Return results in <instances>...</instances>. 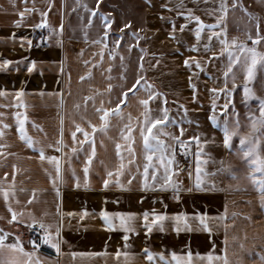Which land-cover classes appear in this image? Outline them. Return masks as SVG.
<instances>
[{
    "label": "crops",
    "instance_id": "crops-1",
    "mask_svg": "<svg viewBox=\"0 0 264 264\" xmlns=\"http://www.w3.org/2000/svg\"><path fill=\"white\" fill-rule=\"evenodd\" d=\"M227 2L231 4V0ZM181 3L184 5L182 8L179 7ZM241 3L255 19H249L239 7H229L220 27L226 26L229 40L236 38L238 43L243 42L251 47L252 41L247 39V35L255 36L257 20L260 23V34L264 36V0H241ZM85 4L87 9L96 10L95 16L83 7ZM164 4L169 5L172 11L162 7ZM219 4L220 0H150V3L149 0H99V3L97 0H27V4L24 0H15L13 5L11 0H0V62L5 59L13 62L6 69L0 68V90L8 93L7 97H0V105H10L0 107V112L5 113L0 120L9 125L3 129L5 135L0 137V144L5 145L0 149V187L9 190L12 207L23 213L20 217L22 222L8 223L10 213L0 195V217H3L0 219V229L8 233L6 243L15 242L19 236L25 251H33L21 239L22 229L31 224V215L38 221L52 223L53 232L55 226L60 227L59 254L48 245H45L47 253L36 250L43 264H149L144 257L145 248L165 256L164 261H160L157 256L153 264H168L173 252L186 255L189 251L193 253V264H224L225 256L228 264H264L260 259L264 256V208L260 204L261 193L248 178V168L237 152L240 147L239 137L234 136L232 149H226L223 145V132L208 119L210 115H215L218 124L222 126L226 115L230 121L236 119L233 114L235 109L239 116L240 134L249 135L251 128L248 113L252 112L259 117L257 98H264V67L258 63L254 76L247 82L253 93L248 100H245L243 91L245 73L239 64L233 65L237 85L235 89L232 88L231 74L228 78L225 92L231 90V95L211 92L213 88H224L227 52L222 51L224 46L219 39H208L211 32L207 29L197 41L194 32L196 22L177 16V11L191 9L205 24H214L216 17L221 15L215 11ZM25 7L47 12L48 27H33L45 19L38 11L26 12L17 27L14 21L21 20L18 12ZM102 17L112 21L107 29ZM89 18L92 20L90 25ZM172 22L175 23V30ZM126 24H130V27H125ZM182 24L185 27L181 31ZM220 27L214 31L220 32ZM105 31L107 37L103 35ZM40 34L44 37L45 47L38 46L35 40ZM223 37L224 33L221 32L220 38ZM28 40H31V46ZM205 44L209 45L210 51L205 50ZM193 45H196L195 50ZM256 47L257 51L264 52V41ZM213 52L217 55L213 56ZM141 55L144 57L145 69L141 74L154 91L163 94L159 99L149 101L153 109L152 116L160 115L155 109L157 105L163 106L162 100L166 97L169 117L175 123L165 122L164 131L180 136L181 140L188 143L187 155L183 151L179 152L177 145H174L176 154L172 180L179 183V193H174L172 189L144 190L140 174H136L131 183L128 182L129 170L136 173V167L140 165L142 171L145 162L139 134V125L143 122V106L138 102L141 98H147L143 90L136 96L129 94L126 105H121L124 119L110 117L111 127L106 131H100L98 127L92 133L88 123L91 121L92 124L100 125L101 121L93 107V100L85 101V97L94 96L96 107L103 100L104 107L114 108L122 86L129 87L134 82ZM185 59H190L191 67L185 66ZM192 60L199 61L203 70L196 68ZM31 61L36 64L33 71L28 72L27 66ZM87 73H91L90 78ZM121 75L126 80L121 79ZM81 76L85 77L83 81L80 80ZM190 77L195 90L189 86ZM109 83L114 86L111 93L107 91ZM20 90L24 94L18 98V106L15 93ZM213 102L217 105L215 111L212 109ZM226 103L228 108L221 111ZM75 105H79V108ZM16 113L22 117L27 116L25 130L34 141L45 147L46 155L61 157L63 179L57 183L59 195L49 179V173L55 175L54 167L47 160L41 161L39 153L20 139ZM128 114H131L134 125L133 147L137 157L132 165H127L130 154L120 134L123 124L128 123ZM34 124L39 127H34ZM75 124L84 127L95 142L96 156L87 180L83 167L91 146L88 142L82 147L73 144L71 131ZM61 126L66 145L63 152L47 147L59 139ZM0 128H3L2 124ZM181 128L184 130L182 136ZM255 135L260 137L261 154L264 155V129ZM193 136H198L201 141L202 170L216 173L202 177L203 190L195 187L197 145L195 140L188 139ZM77 138L82 140L83 135L77 133ZM160 139L173 144L169 136L161 135ZM116 143L121 144V155L126 164L120 176L115 174L120 163L116 155ZM73 146L79 149L77 153L71 152ZM187 156L190 161L182 163L181 159ZM221 161L231 169L235 179L227 171H217L222 167ZM13 164L16 165L14 179ZM108 171L113 172L112 177L107 176ZM5 172L9 173L7 177L4 176ZM162 174L163 168L158 176ZM104 179L109 180L107 188L103 186ZM117 180L124 185L123 188L117 185ZM77 182L79 187L76 186ZM176 195L179 199L175 198ZM102 211L134 213L135 217L131 221L134 231L125 233L118 219H115L116 228L109 230L105 227ZM145 211L150 213L149 222L153 219L152 213L165 215L163 230H160L159 225H153L152 231H147L143 220ZM68 212L73 215L68 216ZM85 212L87 214L81 219ZM180 214L187 216L188 227L181 222V230L177 232L174 217ZM198 214L207 216L206 223L211 233L200 225ZM221 216L225 219H217ZM125 235L128 236L127 241L123 239ZM118 250L121 253L128 252L130 256L127 259L123 255L117 257L115 254ZM73 253L77 255L73 256ZM209 253L220 259L208 261ZM7 259V254H0V260Z\"/></svg>",
    "mask_w": 264,
    "mask_h": 264
},
{
    "label": "snow or ice",
    "instance_id": "snow-or-ice-1",
    "mask_svg": "<svg viewBox=\"0 0 264 264\" xmlns=\"http://www.w3.org/2000/svg\"><path fill=\"white\" fill-rule=\"evenodd\" d=\"M13 5H15V0H11ZM34 2V0H33ZM24 3L27 4V0H24ZM97 3H99V0H97ZM150 3V0H149ZM49 7H51V4H49ZM83 7L90 11L92 16L96 15V10L94 9H87V5H83ZM162 7L167 8L169 11H172V8L169 7V5L164 4ZM179 7H184L183 3L179 5ZM231 7L232 9H235L239 7L241 11L245 12V14L249 17V19H255V17L252 15V13L248 12V10L244 7L243 3H241V0H231V4L227 2V0H220L219 8L215 9V11H218L221 13V15L216 17V22L214 24H205L203 20H201L200 16L194 15L191 9H188L187 11L181 12L177 11V16H183L186 21L188 20H194L196 22V28L194 30L195 37L197 41L201 39V33L207 29L211 32V35L208 36V39L211 40L213 37H216L219 39L220 43L224 46L222 51L227 52L228 56V63L224 70V88L217 89L213 88L210 89L211 92H225L227 89V83L229 75L231 74V80H232V88L235 89L237 87L235 80H236V74L233 70V65L239 64L240 67L243 69L245 75H244V97L245 100H248L252 98L253 93L252 90L248 87V81L252 79L255 73V69L258 63L262 67H264V52L257 51V45L260 44L262 41H264V36L260 34V23L259 20L256 21V34L253 37L251 34L247 35V39L252 41V46L249 47L247 44L243 42L237 41L236 38H232L229 40L227 38V32H226V26L220 27L222 22L225 21L226 16L228 14V9ZM34 11H38L41 15V17H45V19H42L40 23L33 25L34 28H45L48 27L47 23V12L40 11L36 8H28L25 7L24 10L19 11L18 15L21 18L20 21H14V24L18 27L20 26V23L22 22L25 13H31ZM104 20V27L107 29L110 24L112 23L111 20H109L107 17H102ZM163 19V17H161ZM89 25L92 23L91 18H89L88 21ZM173 24V30H175V23ZM125 27H130V24H126ZM185 25L180 26V30L182 31L184 29ZM217 27H220V32L214 31ZM53 32H55V29H52ZM60 32H63V24L60 25ZM221 32L224 33L223 39L220 38ZM172 33H170L171 35ZM104 37H107L108 33L105 31L103 33ZM133 36H135V33H133ZM15 37L13 36V39ZM24 39V38H22ZM139 39V38H137ZM103 41H94L93 43H102ZM27 43L29 46H31V40H28ZM116 44H119V40L116 41ZM193 50L196 49V45L192 46ZM204 48L206 51H210V47L208 44L204 45ZM143 52V49L141 50ZM243 54V55H241ZM111 55V54H110ZM217 55L215 52H213V56ZM103 58V49H101V59ZM121 61H123V56L120 57ZM140 63L138 65V72L135 77L134 82L129 87H123L120 94V97L118 98L114 108L113 107H104V102L101 100L100 106H95V97H85V101L87 100H93V107L95 109V112L98 114L99 119L101 121L100 125L92 124L91 121H88L89 126L92 129V133H95L97 131V128L99 127L100 131H106L109 127H111L110 124V117L116 116L119 117L121 120L124 119V113L121 110V105H126L129 94L131 93L133 96H136L141 90H143L147 94V98H141L139 99V104L143 106V112L141 115L143 116V122L139 125V134L142 138L143 142V150H144V163L142 165V171L141 166L137 165L136 167V173H131L129 170V183H131V180L136 177V174H140L142 177V187L144 190H152V189H159L161 191H166L168 189H172L174 193H179L180 186L178 182H174L172 180V172H173V163L175 161V154L176 149L174 145H179V148L185 153V155L188 154V148L186 147V142L184 140L180 139V136L173 135L172 133H168L164 131V128L166 127V123H175L174 120H172L169 117V108L166 106L168 101L167 98L164 97L162 100V105H157L156 111L160 113L158 116H152L153 109L149 106V101H152L154 99H159L163 94L158 93L153 90V86L148 83L147 79L144 75L141 73L144 72V57L143 55L139 58ZM192 63H195V67L198 69L203 70L202 65L199 61L192 60ZM13 62L10 60H3L0 62V68H7L8 65L12 64ZM85 64L88 63V61H84ZM36 62L31 61L27 66V71L32 72L35 67ZM185 66L191 67L190 59L184 60ZM111 70V67H109V71ZM87 76L90 78L91 73H87ZM85 79L84 76L80 77V80L83 81ZM108 79H111L109 77ZM121 79L126 80V77L121 75ZM69 84H70V78H69ZM189 86L195 90V85L191 83V77L189 78ZM113 84L109 83L107 85V91L111 93V90L113 89ZM23 90L17 91L15 93V97L18 99L23 96ZM227 96L231 95V90H227L225 92ZM8 93L5 90H0V97H7ZM193 99H195V92L193 93ZM259 101V117H257L254 113L249 112L248 113V120L250 122V128L251 133L249 135H241L240 134V121L238 114L235 113V109H233V114L236 115V119L230 121L225 116L224 122L222 126L218 124L217 117L215 115H210L208 119L213 123V125H216L220 128V130L223 132V145L226 149L231 150L232 149V139L234 136L239 137V144L240 147L237 149L238 154L241 155V159L244 161L248 168V178L251 180L253 186L261 193L260 197V204L261 207L264 208V155L261 154L262 152V145L261 140L258 135H255V133H258L261 129H264V98H257ZM111 103V101H109ZM61 104H63V99L61 100ZM10 105H0V107H9ZM18 106L19 105V99H18ZM76 108H79V105H75ZM183 107V105H181ZM228 108V104L226 103L221 111ZM212 109L215 111L217 109V105L215 102L212 104ZM185 111H187L185 109ZM5 113L0 112V117H3ZM84 117H82L83 119ZM16 120L18 124V131L20 133V139L24 141L29 148H32L34 151H37L39 153V159L41 161L47 160L48 163H50L55 170V175L53 176L51 173H49V179L53 183V187L55 188L57 195H59V188L57 187V183L62 181V165H61V157L55 156V155H46L45 153V147L41 146L38 141H34L31 136L28 135L27 131L25 130V121L27 120V116H21L20 113H16ZM75 123V122H74ZM191 123V121H189ZM0 124L3 125V128H0V137H3L5 135L3 129H6L9 127L8 124L3 123L2 120H0ZM34 127H39L37 125H33ZM134 125L132 123V117L131 114H128V123L123 124V126L120 129V134L122 139L126 142L127 151L130 154V158L127 160V165H132L135 163L137 157L135 153V149L133 147L134 143V136L133 133ZM155 129V131H154ZM42 130V129H41ZM183 128L180 130V135H183ZM77 133H81L83 135V139L77 138ZM169 136L171 137V140L173 141V144H167L164 140L160 139V136ZM71 137L73 140V144H79L81 147L84 145L85 142H88L91 146L90 154H87L86 161L84 163L83 171L85 175V180H87L89 169L91 164L93 163V159L96 156V149H95V142L92 137V135L80 124H75L74 130L71 131ZM189 140H195L197 145L196 150V160H197V166H196V184L195 187L199 190L202 189V177H207L210 175H215L216 173H208L202 170L201 168V155H202V147H201V141L198 136L189 137ZM204 143H207V141H204ZM5 145L0 144V149H3ZM49 148H55L57 151L63 152V148L66 147L63 139V127L61 126L60 129V137L57 139L55 144H49L47 145ZM116 155L119 157L120 163L119 168L116 169L115 174L117 176H120L123 174L126 164H125V158L121 155V144L116 143ZM78 148L73 146L71 148L72 153H77ZM0 155H2V152H0ZM206 164L207 161H204ZM69 165H70V158H69ZM221 169H218L217 171H227L230 175H233V178L235 179L234 174H232L231 169L227 166L223 165V161H221ZM13 172L12 177L15 178L16 174V165H12ZM163 168V174L158 176V172L160 169ZM151 169V171H150ZM176 171H179V169H175ZM9 173L5 172L4 176L7 177ZM73 176H75V173L73 171ZM108 177L113 176L112 171L107 172ZM117 185L121 188L124 187L123 184L120 183L119 180L116 181ZM77 187H79V183L77 182ZM103 186L107 188L109 186V180L104 179L103 180ZM14 187V186H13ZM214 187V185H213ZM191 190V189H189ZM0 195L3 196V199L5 201V205L7 208L8 213H10V219L8 220V223L22 222L20 220V217L23 215L22 212H18L16 209H14L10 203V193L9 190L3 189L0 187ZM14 195V192L12 193ZM176 199H179V196L176 195ZM19 203V201H16ZM30 202V201H29ZM59 211V209H58ZM87 213H83L81 215V219L84 218V215ZM68 216H72V212L67 213ZM149 215L150 213L145 211L143 213V220L145 221L144 227L147 229L148 232L152 231L153 225H159L160 230H163V221L165 220V215L162 214H155L152 213L153 219L149 222ZM101 216L104 220L105 227H107L109 230H113L116 228L115 219L119 220V226L123 229L125 233L134 231V228L131 225V221L134 219L135 214L134 213H109L107 211H102ZM3 217H0L2 219ZM199 223L203 226L205 231H208L211 233V228L206 223V220L208 219L206 215L204 214H198ZM31 224L32 225H38V229L41 231V235L38 237V239H32L29 241V243L33 246V251L28 252L25 251L22 242L20 241V237L17 236L15 238V242L13 243H6V239L8 236V233L4 232L3 229H0V254H7L8 259L7 260H0V264H43V262L40 260L39 256L36 253V249H39L41 244L48 245L51 248L55 249L56 252L59 254L60 249V227L57 225L55 226V232L51 231V229L54 227L52 223H45L43 220H37L34 216L30 215ZM217 219L223 220L225 217L221 216ZM174 220L176 221V227L175 230L179 232L181 230L180 224L183 222L185 227H188V219L187 216L184 214H180L174 217ZM225 229H227V225H225ZM36 229H34L35 231ZM56 237V239H54ZM125 241L128 240V236L125 235L123 237ZM127 243L125 244V247H127ZM145 259L149 262V264H153L155 258L158 256L160 261L165 260V256L163 254H155L145 248L143 250ZM73 256L77 255L76 253L72 254ZM83 255V254H81ZM117 257L120 255H123L126 259L130 256L128 252L121 253L119 250L115 254ZM199 256V254L197 253ZM35 257V259H33ZM193 253L191 251L187 252L186 255H177L175 252L171 255V260L168 262V264H193ZM208 261H213L214 259H220V257H214L211 253L207 255ZM261 261H264V256L260 257ZM224 264H228L227 257H223Z\"/></svg>",
    "mask_w": 264,
    "mask_h": 264
},
{
    "label": "built area",
    "instance_id": "built-area-1",
    "mask_svg": "<svg viewBox=\"0 0 264 264\" xmlns=\"http://www.w3.org/2000/svg\"><path fill=\"white\" fill-rule=\"evenodd\" d=\"M35 40L38 46L45 47L43 35L40 34L39 36L36 37ZM34 229L36 230L34 231ZM40 235H41V231L38 229V225H32L31 227L28 226L27 228L22 229L21 239L23 240L26 246L33 248L32 244L29 243V241L32 239H38ZM36 250L38 252L47 253V249L44 244H41L40 248Z\"/></svg>",
    "mask_w": 264,
    "mask_h": 264
},
{
    "label": "rangeland",
    "instance_id": "rangeland-1",
    "mask_svg": "<svg viewBox=\"0 0 264 264\" xmlns=\"http://www.w3.org/2000/svg\"><path fill=\"white\" fill-rule=\"evenodd\" d=\"M186 147L188 148V143H186ZM177 150L180 152H182V150L179 148V145H177ZM182 163H188L190 161V157H184L183 159H181ZM188 179V177H187Z\"/></svg>",
    "mask_w": 264,
    "mask_h": 264
}]
</instances>
